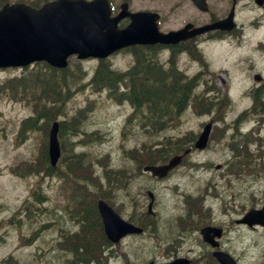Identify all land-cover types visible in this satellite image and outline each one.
<instances>
[{
  "label": "rangeland",
  "instance_id": "obj_1",
  "mask_svg": "<svg viewBox=\"0 0 264 264\" xmlns=\"http://www.w3.org/2000/svg\"><path fill=\"white\" fill-rule=\"evenodd\" d=\"M207 1L212 8V14L217 18L225 16L230 8L229 0ZM112 2L116 5L120 0H112ZM128 2L132 10L149 9L158 12L160 29H175L182 26L185 21L192 20L201 24L211 16L198 11L190 0H128ZM254 6L251 1L242 0L235 7L234 18L237 28L243 34L240 40H232L230 43L215 42L213 41L215 38L211 37L208 43L198 46L199 48L203 46L204 59L215 76L211 78V75L204 74V78L215 79L216 86L227 96L229 109L222 120L225 125L251 105V95L247 90L251 86H256L252 75L258 73L264 76V50L256 49L257 41L264 36V12ZM130 60V56L125 62L120 55L112 58L113 65L118 69L127 67ZM94 63L95 61L90 60L82 61V65L88 69H91ZM179 67L192 73H197L200 68L196 63L191 68H183V61L180 62ZM87 71L91 73V70ZM20 72L17 69L0 70V80ZM101 94H93L86 89L74 94L66 104L68 111L71 112L77 107L86 106L87 101L92 102L93 110L85 119L83 130L101 132L105 137L103 143L96 142L91 145L88 143L85 147L79 146V149H85L91 155L108 154L111 164H107V168H130L131 162L123 152V148L132 149L134 145L148 140L147 136L136 129L133 134H127V137L122 139V123L127 109L115 105ZM220 99L225 98L222 95ZM27 105L21 101L15 102L0 97V260L10 256L12 263L15 264H60V257L63 254L56 250L58 228L50 217L51 203L56 200L54 179L41 180L43 194L48 200L43 203L38 222H34V218H29L16 228L7 224L9 218H22V213L16 214L18 206L20 207L22 200L30 194L31 189L39 181V178H23L12 174L23 173L25 169L16 168L14 165L30 159L39 151L42 144L41 132L28 133L24 138L16 136L20 120L29 114ZM70 115L71 113H68V117ZM253 117L258 118L259 114H254L250 118ZM201 120L202 117L187 109L177 119L175 128L167 129L163 133L180 136L185 131L197 130ZM222 121L217 123L218 128L222 127ZM243 126L247 127L248 124L245 123ZM231 132V130L225 131L226 137ZM155 138L150 141H155ZM217 143V140L211 141L204 151L188 157V161L200 163L196 168L186 164L176 169L177 171L175 170L162 182L154 181L147 174V176L140 174L131 180L128 192L110 193L115 208L125 219L128 215L133 214L138 217L145 212L149 202L145 192L152 191L154 193L152 208L155 214L151 222L154 218L158 219L156 232L158 235L148 232L146 228L145 235L125 238L119 246L114 247L118 254L109 259V264H142L150 260L165 262L190 253L195 248H201L194 234L195 231L186 236L188 248H183L182 242L173 243L175 217L184 213L186 209L191 212L194 210L186 202V196L197 194L202 195L210 206L209 214L205 219L224 226L221 245L226 247L238 264H264V230L256 233L255 230L235 224V219L242 215L251 200L247 192L249 179L236 180L223 173L231 159L230 154L223 151L222 142L218 145ZM206 163H210L209 167L205 165ZM94 165L95 162L92 167L96 173L99 170ZM217 165H221L219 169ZM256 165L254 161L251 166ZM258 168L264 173V162L260 163ZM255 182L252 180L251 184L254 185ZM29 184H32L30 189L27 188ZM257 195L258 193H255V197H252L256 201H258ZM53 205L57 209L55 204ZM69 226V223L65 222L64 227ZM160 234L164 237H160ZM171 243L172 245L168 246ZM195 253L197 254V251ZM197 264H201V259Z\"/></svg>",
  "mask_w": 264,
  "mask_h": 264
},
{
  "label": "water",
  "instance_id": "obj_2",
  "mask_svg": "<svg viewBox=\"0 0 264 264\" xmlns=\"http://www.w3.org/2000/svg\"><path fill=\"white\" fill-rule=\"evenodd\" d=\"M258 4L262 0H256ZM205 10L204 0H193ZM122 11L110 17L107 0H56L44 4L39 9L22 3L4 4L0 9V68L8 66H24L32 61L43 60L55 67H64L69 55L77 54L78 58H102L111 52L135 43L168 42L185 38L211 28L231 29L233 27V10L229 16L213 24L200 27L187 33L189 25L184 29L162 34L158 32L156 20L158 15L148 12L127 13L126 4ZM130 17L129 24L122 29L117 28L118 21ZM210 124H207L199 135L195 146H205ZM58 123L53 122L49 129L48 155L50 163L55 164L60 149L57 140ZM179 160L173 157L162 166H147L153 175L164 176ZM98 209L102 217L107 236L116 241L128 232L140 229L127 224L104 201H98ZM246 220V219H244ZM249 224H264V209L251 212L247 218ZM212 230H202L204 240L215 245L214 234L220 236V230L209 235ZM214 256L222 264H235L223 252ZM170 264H187L178 260Z\"/></svg>",
  "mask_w": 264,
  "mask_h": 264
},
{
  "label": "trees",
  "instance_id": "obj_3",
  "mask_svg": "<svg viewBox=\"0 0 264 264\" xmlns=\"http://www.w3.org/2000/svg\"><path fill=\"white\" fill-rule=\"evenodd\" d=\"M146 56V54H139L137 58L143 59ZM136 68L137 66L135 65L129 73L122 75L109 70L107 66L100 63L88 84L95 91L105 89L110 98L114 100H127L131 103L141 123L149 124L151 128L157 129V125L161 121L172 117L186 103L192 81L185 82V87H182L181 83L177 80L171 83L164 78L157 80L155 78L157 72L153 65L148 66L141 62L140 66H138L139 70ZM34 74H37V77L32 76ZM125 76L129 79L128 83H124L122 80ZM86 84L83 82V72L76 64L70 63L64 69H56L43 63L42 70L37 71V73L33 72L26 81L13 77L0 83V94L6 92L15 100H24L23 98H27L24 102H32L36 117L24 120L21 123L20 131L40 129L42 134H46L49 122L54 119L55 113L59 112L65 115L63 109L65 102L72 94V90H81ZM120 87L123 91H120ZM137 89H139V93L135 92ZM257 94L258 92H255L253 96L254 104L260 105ZM195 102L194 104L203 106L221 105L212 101L210 98H202ZM40 119L42 120L41 125L38 123ZM79 125V122H60L59 137L62 142L61 147L64 154H62L60 162L65 161L66 163L67 153H71L67 138L70 137L69 133H73L72 131L76 132L79 129ZM186 140L182 138V140L175 142H166L163 146L155 150L144 149L139 153L138 159L142 164L164 160L171 153H180L184 149ZM129 155L132 156V151L129 152ZM38 163L46 175L52 173V168L48 165L45 143L40 146ZM83 163L84 161L80 154L70 156L67 163L69 168L68 174L78 179L80 177L79 174L83 170ZM27 165L31 166L30 163H27ZM108 178L109 185H120V182L112 180L111 176H108ZM93 196L90 192L87 194L88 200L79 205L80 210L78 215L81 218H79V223L82 232L81 235L79 233L74 234L72 239L73 247L68 245L65 247L63 245L62 242L67 239V236H64L61 240L60 248L64 249L61 253L70 252L73 254L70 264H106V257L95 254L99 248L97 240H100L99 238L102 234L99 229L100 223L96 208L94 207ZM78 197L80 196L72 197V199L78 201ZM199 200L200 198L195 197L193 201L189 200L188 203H192L193 208L197 210ZM153 226L156 228L155 224Z\"/></svg>",
  "mask_w": 264,
  "mask_h": 264
},
{
  "label": "flooded vegetation",
  "instance_id": "obj_4",
  "mask_svg": "<svg viewBox=\"0 0 264 264\" xmlns=\"http://www.w3.org/2000/svg\"><path fill=\"white\" fill-rule=\"evenodd\" d=\"M260 10H261V11H264V7H263V9L260 8ZM236 31H237V27H236L235 29L229 31V32L215 30V31H211V32H209V33H207V34H205V35H207V36H206L207 38L213 36V37H218V38L221 39V40H229V41H231V38H232V36L234 35V32H236ZM199 38H200V37H195V38H192V39H189V40H191V41H192V40H193V41H203V40H204V39L199 40ZM261 41H262V43L259 42V41L256 43V49H257V50H264V38H263ZM229 43H230V42H229ZM184 45H186V44H184ZM184 45H182V46H175V47H168L167 50L169 51L170 54H171L172 52L181 51L182 53H185V54H187L189 57H191L190 53L188 52L187 48H186ZM167 61H170V58H169V57L166 59V62H167ZM263 88H264V82H263V83L257 88V90H263ZM262 110H263V109H262ZM262 119H264V117H261V120H262ZM262 132H263V136H264V126H263V129H262ZM262 142H263V145H264V138H263ZM257 176L260 178V180H259L258 182H255L254 185H252V184H251L252 180H251V178H250V179H249V184H250V185H249V187H248V191H249V190H253V194H254V195H255L254 192H257V193H258V195H257V197H258V201L254 203L255 208L259 207L260 205H262V204H260V203L264 202V178H263V177H264V173H254L253 177H257ZM250 199H251V196H250ZM250 203H252V199L250 200ZM127 219H128V218H127ZM128 220L131 221V222L137 223L138 217H136L135 215L131 214V215H130V219H128ZM142 221H144V220H142ZM244 227H246V228L249 229V230H255L256 233L259 232V231H260L259 229L262 228V227L257 226V225H256V226H244ZM99 229H100V231H101L102 236H100V238H99L100 240H97V242H98L100 248H98V249L96 250L95 254H98V255H100V256H102V257H111V258L115 257V255L118 254L117 251L115 250L116 247L114 248V246H108V245H107V240H106V238H105V235L103 234L102 227L99 228ZM224 231H225V230H224ZM70 236H71V238L73 239L74 235H70ZM129 237H133V236H128V237H126V238H129ZM124 239H125V238H124ZM124 239H122V240L117 244V246H119V244H120ZM219 243H220L221 248L224 249V250H226V247H225L224 245H221V240L219 241ZM171 245H172V243H171V244H168V246H171ZM202 245L204 246V248H205L207 251H209V252L211 253V248L209 249V247H208L206 244H203V243H202ZM72 247H73V245H72ZM165 251H167V250L165 249ZM226 251H227V250H226ZM187 254H188V253H185V254H183L182 256L187 257V258H190L191 263L193 264V262L196 261V260H194V259H195V256L193 255V252H190L188 255H187ZM186 255H187V256H186ZM118 257L123 258V256H118ZM178 257H180V256H178ZM175 258H176V257H175ZM154 262H155V261H154ZM191 263H190V264H191ZM142 264H143V263H142Z\"/></svg>",
  "mask_w": 264,
  "mask_h": 264
},
{
  "label": "bare ground",
  "instance_id": "obj_5",
  "mask_svg": "<svg viewBox=\"0 0 264 264\" xmlns=\"http://www.w3.org/2000/svg\"><path fill=\"white\" fill-rule=\"evenodd\" d=\"M168 85V84H167ZM144 235H145V233H144ZM100 248V247H99ZM77 263V262H76Z\"/></svg>",
  "mask_w": 264,
  "mask_h": 264
}]
</instances>
